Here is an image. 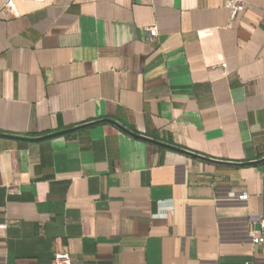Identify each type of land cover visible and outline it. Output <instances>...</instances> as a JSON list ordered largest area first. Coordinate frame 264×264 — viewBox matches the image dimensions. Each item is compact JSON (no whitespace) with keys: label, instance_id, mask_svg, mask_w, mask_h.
Wrapping results in <instances>:
<instances>
[{"label":"crops","instance_id":"crops-1","mask_svg":"<svg viewBox=\"0 0 264 264\" xmlns=\"http://www.w3.org/2000/svg\"><path fill=\"white\" fill-rule=\"evenodd\" d=\"M6 1L0 264H264V0Z\"/></svg>","mask_w":264,"mask_h":264},{"label":"built area","instance_id":"built-area-1","mask_svg":"<svg viewBox=\"0 0 264 264\" xmlns=\"http://www.w3.org/2000/svg\"><path fill=\"white\" fill-rule=\"evenodd\" d=\"M5 6L9 8L14 14H17V9L14 0H7ZM227 7L231 10V17L235 18L237 13L246 7V3L243 0H229L227 2ZM146 31L148 32V35L151 38H154L158 35V27L156 25L146 27ZM259 222L262 228V234L261 236L252 238L253 244L264 243V216L260 218ZM4 227L5 224H0V228ZM56 261L61 264H71V259L69 255L65 253L58 254L56 256Z\"/></svg>","mask_w":264,"mask_h":264},{"label":"water","instance_id":"water-1","mask_svg":"<svg viewBox=\"0 0 264 264\" xmlns=\"http://www.w3.org/2000/svg\"><path fill=\"white\" fill-rule=\"evenodd\" d=\"M101 122H111V123H114L115 125L119 126L120 128L126 130L127 132H130L128 129L124 128L123 126L119 125L117 122L115 121H112V120H109V119H105V120H101ZM76 129L78 128H73V129H69V130H65V131H61V132H57V133H53V134H50V135H47V136H44V137H40V138H35V139H32L34 141H40V140H44V139H48V138H52V137H55V136H59V135H64V134H67V133H70V132H73L75 131ZM131 134H133L134 136L136 137H139V138H142V139H145V140H148V141H151L153 143H156V144H159L161 146H164V147H167V148H171V149H174V150H178V151H183V150H180L174 146H170V145H167V144H164L162 142H159V141H156V140H153V139H150V138H146L144 136H141V135H138V134H135V133H132L130 132Z\"/></svg>","mask_w":264,"mask_h":264}]
</instances>
